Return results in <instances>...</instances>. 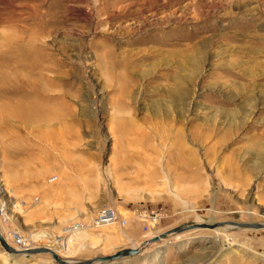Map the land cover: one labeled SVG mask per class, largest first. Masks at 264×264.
<instances>
[{
	"label": "rangeland",
	"instance_id": "374dc122",
	"mask_svg": "<svg viewBox=\"0 0 264 264\" xmlns=\"http://www.w3.org/2000/svg\"><path fill=\"white\" fill-rule=\"evenodd\" d=\"M0 41L16 45L0 51L11 247L76 261L181 224L264 222V0H0ZM32 89L72 109L66 131L21 130L6 102ZM215 229L103 264H264V228ZM23 253L0 245V264H57Z\"/></svg>",
	"mask_w": 264,
	"mask_h": 264
},
{
	"label": "bare ground",
	"instance_id": "6f19581e",
	"mask_svg": "<svg viewBox=\"0 0 264 264\" xmlns=\"http://www.w3.org/2000/svg\"><path fill=\"white\" fill-rule=\"evenodd\" d=\"M18 39V38H17ZM7 40V39H6ZM9 40V39H8ZM13 42V41H12ZM16 42V40H15ZM13 44V43H12ZM15 44V43H14ZM16 47V45H11V44H6L4 45L3 42L0 41V51L1 50H4L2 52L1 55L3 54H7V53H10L13 51V48ZM1 53V52H0ZM3 67V66H2ZM2 69V68H1ZM178 88V87H177ZM17 101H12V102H6V107H9L13 104H19L21 105V107H24L25 111L23 113V117L22 119H24L23 121H20L22 127H21V130L25 131L26 128L28 126L31 125V127H35V126H39L40 123H43V125L45 126V131H52L54 130V128L56 126H62L63 127V131H66L67 130V127L69 126V122L68 121V117L72 114V109L66 105V103L64 102L63 98L61 99L60 98V95L58 94H48L46 92L44 93H40L38 91V89H32V90H25V91H22V92H19V97H17L16 99ZM54 100H59L60 101V105L59 106H50L52 103V101ZM50 104V105H49ZM2 105V104H1ZM0 105V107H1ZM5 109V108H4ZM60 128V127H59ZM58 131V129H57ZM56 132V131H54ZM29 133V132H28ZM45 133V132H44ZM57 133V132H56ZM61 134V133H60ZM63 134V133H62ZM61 134V135H62ZM46 135V134H45ZM64 135V134H63ZM62 135V136H63ZM48 135H46V138L48 139ZM60 137V136H59ZM4 140V132L1 133L0 135V142ZM51 140V139H50ZM66 140V139H65ZM48 141V140H47ZM47 144V142H46ZM53 150V149H52ZM60 154V153H59ZM64 158V157H63ZM68 165V166H67ZM72 164H66L65 165V168H63L64 170L67 169L69 171V169H72ZM82 169V167H78V171ZM71 172V171H70ZM52 176H50L51 178ZM83 178V177H82ZM113 181V180H112ZM167 185L170 187V192L171 194L179 201L181 202L182 204H185L186 202L180 197L179 193H178V190L176 187H173L171 188V184H170V180H169V177L165 180ZM44 187V186H43ZM40 203V202H39ZM153 227V226H152ZM226 228H236V225H232V224H226L224 227H219V228H216L215 230H225ZM154 229V228H153ZM152 229V230H153ZM237 229V228H236ZM190 230V229H189ZM189 230H185V231H189ZM185 231H182V232H179V233H174V234H181ZM151 233V232H150ZM174 234H170L168 235L167 238H169L171 235H174ZM0 235L3 237V239L6 241L5 237L2 235L1 231H0ZM166 237L161 239L160 241H164L167 239ZM55 241V240H53ZM160 241H157V242H160ZM7 242V241H6ZM56 242V241H55ZM156 242V243H157ZM57 243V242H56ZM7 244H9L7 242ZM55 244V243H54ZM155 244V243H152V245ZM141 244L140 243H136L135 242V246L133 247V249L135 248H138L140 247ZM151 246V245H150ZM149 246V247H150ZM2 247V245H1ZM149 247H146L142 250V252H144L145 250H147ZM4 249V247H2ZM13 248V247H12ZM65 248V247H63ZM52 249V248H50ZM5 250V249H4ZM15 251L17 252H11V251H8V250H5L6 253H8L9 255L13 256V255H19L21 254L22 252V249H15ZM28 250V249H27ZM52 250H55V249H52ZM20 251V252H18ZM57 252V250H55ZM141 252V253H142ZM139 253V254H141ZM29 254V253H28ZM21 257L24 256L26 257L27 254L26 252H24L22 255H20ZM13 257H19V256H13ZM125 258V257H123ZM119 260H122L121 259H118V260H115V261H112V262H116V261H119ZM112 262H109V263H112ZM97 264V263H95Z\"/></svg>",
	"mask_w": 264,
	"mask_h": 264
},
{
	"label": "water",
	"instance_id": "95a60500",
	"mask_svg": "<svg viewBox=\"0 0 264 264\" xmlns=\"http://www.w3.org/2000/svg\"><path fill=\"white\" fill-rule=\"evenodd\" d=\"M226 224H232L236 225L237 229H262L264 228V222L256 223V222H237V221H218V222H192V223H186L181 224L178 226H175L171 229L165 230L159 234H155L151 236L149 239H147L140 247L138 248H123L120 250H117L109 255L104 256H95L92 258L84 259V260H76V261H68L66 259H62L59 257L57 252L55 250H52L47 247H34L30 248L28 250H23L26 253L29 254H38V253H50L52 259L57 264H103V263H109L118 259H121L123 257H129L134 254H137L141 252L144 248L148 247L154 242L160 241L161 239L167 237L170 234L179 233L188 229L192 228H209V229H215L219 227H224ZM0 245L4 247L5 250L11 251V252H17L12 248L7 242L3 239V237L0 235ZM20 252V251H18Z\"/></svg>",
	"mask_w": 264,
	"mask_h": 264
},
{
	"label": "built area",
	"instance_id": "2783aa9c",
	"mask_svg": "<svg viewBox=\"0 0 264 264\" xmlns=\"http://www.w3.org/2000/svg\"><path fill=\"white\" fill-rule=\"evenodd\" d=\"M113 215L117 218V211H112ZM160 217V214L157 212H150L149 214H147V223H146V228H147V233L149 232V227L152 226L153 224H156L158 219Z\"/></svg>",
	"mask_w": 264,
	"mask_h": 264
},
{
	"label": "crops",
	"instance_id": "0c3cea01",
	"mask_svg": "<svg viewBox=\"0 0 264 264\" xmlns=\"http://www.w3.org/2000/svg\"><path fill=\"white\" fill-rule=\"evenodd\" d=\"M190 178H191V177H190ZM190 178H187V179L189 180Z\"/></svg>",
	"mask_w": 264,
	"mask_h": 264
}]
</instances>
